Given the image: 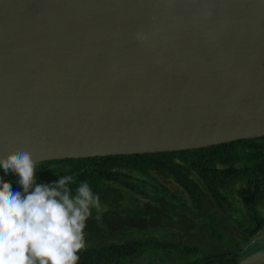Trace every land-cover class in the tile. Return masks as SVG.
Wrapping results in <instances>:
<instances>
[{
    "label": "water",
    "instance_id": "obj_1",
    "mask_svg": "<svg viewBox=\"0 0 264 264\" xmlns=\"http://www.w3.org/2000/svg\"><path fill=\"white\" fill-rule=\"evenodd\" d=\"M259 137L264 0H0V156ZM263 263L264 249L236 264Z\"/></svg>",
    "mask_w": 264,
    "mask_h": 264
},
{
    "label": "trees",
    "instance_id": "obj_2",
    "mask_svg": "<svg viewBox=\"0 0 264 264\" xmlns=\"http://www.w3.org/2000/svg\"><path fill=\"white\" fill-rule=\"evenodd\" d=\"M213 158L229 166L211 167ZM238 159L242 160L239 167H231V163ZM37 169L36 183H53L58 176L71 175L75 178V183L71 185L73 190L80 181H86L93 192L98 194L99 200L106 203H111L108 199L111 193L101 191V188L129 187L130 177L137 179L138 175L143 176L149 170H154L169 175L187 192L193 193L194 199L198 197L202 201H199V206L209 205L205 207L206 210L212 207L206 198V189L211 193L217 186H223L218 184V180L224 183L226 180L237 181L248 187L243 203L247 206V213H250L248 197L264 199V137L180 151L45 160L37 163ZM0 180L10 184L12 191H22L16 183V174L0 171ZM215 203L220 202L215 200ZM172 207L170 203L164 211L163 206L161 207L159 226H163L161 221L166 222L167 214L177 210ZM255 214L251 218L257 224L248 221L246 225L231 226L229 223L220 225V221H210L199 226L201 233L204 231L203 234L210 238L208 241L214 246L216 243V248L208 252L202 251V246H205L203 242L199 248L193 243L172 241L164 233L163 237L166 239L163 240L152 235L145 241H87L85 248L78 253L80 259L77 264H128L133 260L147 261L146 263L156 261L162 264L164 259H176L177 264H236L239 259L256 252L249 249L250 240L264 229V213L256 211ZM207 215L220 220V216H214L215 213Z\"/></svg>",
    "mask_w": 264,
    "mask_h": 264
},
{
    "label": "clouds",
    "instance_id": "obj_3",
    "mask_svg": "<svg viewBox=\"0 0 264 264\" xmlns=\"http://www.w3.org/2000/svg\"><path fill=\"white\" fill-rule=\"evenodd\" d=\"M0 169L16 174L22 188L12 191L0 180V264H77L86 221L100 206L98 194L86 181L73 190L71 175L36 183L37 160L27 150L0 156Z\"/></svg>",
    "mask_w": 264,
    "mask_h": 264
},
{
    "label": "flooded vegetation",
    "instance_id": "obj_4",
    "mask_svg": "<svg viewBox=\"0 0 264 264\" xmlns=\"http://www.w3.org/2000/svg\"><path fill=\"white\" fill-rule=\"evenodd\" d=\"M213 160L211 167L229 166L219 159L213 158ZM241 163L240 159L234 160L231 167L238 168ZM137 177V179L134 177L128 179L131 184L129 187L101 188V191L106 190L111 193L108 196L111 203L100 201L99 208L92 209L84 230L86 242L148 240L152 236L150 231L156 229L153 226L157 225L158 219L161 218L158 217L159 210L162 206L163 211L166 210L168 203L177 210L167 214L166 222H163V226H159L158 229L163 227L166 237L176 242L192 243L188 236L193 233H199L201 237L209 240L210 238L203 234L204 231L201 233L199 226L210 221L213 223L220 221L218 222L220 225L229 223L231 226L246 225L248 221L257 224L251 216L256 215V211L264 213V199L254 197H248L250 213H247V206L243 201L248 187L237 181L226 180L227 182L224 183L218 180V184L221 183L223 186H217L211 193L206 189L208 192L206 198L212 204V207L206 210L205 207L209 205L199 206L202 201L198 197L194 199L193 193L187 192L169 175L149 170L145 175ZM215 200L220 203L216 204ZM209 213H215V217L220 216V220L211 218L207 215Z\"/></svg>",
    "mask_w": 264,
    "mask_h": 264
},
{
    "label": "rangeland",
    "instance_id": "obj_5",
    "mask_svg": "<svg viewBox=\"0 0 264 264\" xmlns=\"http://www.w3.org/2000/svg\"><path fill=\"white\" fill-rule=\"evenodd\" d=\"M0 171H3V169H0ZM158 220H160V219H158ZM161 222H162L161 224H163V221H161ZM158 227H159V223L157 225L153 226V228H158ZM163 230H164V228L161 227L159 229L151 230L150 233H151V235H154V236L158 237L159 239L163 240V239H166L165 237H163L164 236ZM187 236H188V234L186 235V237ZM188 237H189V240L193 244L197 245V247H199V248H200V243L201 242L205 243V246L201 245L202 249H203L202 251L208 252V251L214 250L216 248V243H215V246H214L212 243H210V241H208V239H206L204 237H201L199 233L190 234ZM250 241H251V244L249 246V249L254 250V251L264 249V229H262L259 232H257V234L254 235L251 238ZM183 242H185V241H183ZM146 262L145 261H138V260L135 261V260H133L132 263H128V264H159L160 263V262H156V261H155V263H154V261H150V262L148 261V263H146ZM172 263L177 264L178 261L176 259H173V261L164 259L162 264H172Z\"/></svg>",
    "mask_w": 264,
    "mask_h": 264
}]
</instances>
